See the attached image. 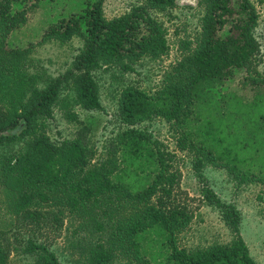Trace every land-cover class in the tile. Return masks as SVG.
Listing matches in <instances>:
<instances>
[{"label":"trees","instance_id":"trees-1","mask_svg":"<svg viewBox=\"0 0 264 264\" xmlns=\"http://www.w3.org/2000/svg\"><path fill=\"white\" fill-rule=\"evenodd\" d=\"M57 0H0V152L6 142L24 140V150L0 160V177L17 193L16 210L22 224L40 226L50 216L47 203L58 202L73 212H86L93 203L112 194L118 199L143 202V216L131 223L134 234L156 232L162 242L158 264H256L240 232L241 216L235 205L222 202L211 193V203L221 206L226 222L235 232L227 244L187 250L176 243L175 229L187 225L191 216L172 198L176 172L174 154L136 123L162 117L173 121L192 137L190 127L195 110L196 90L202 82L227 78L238 68L254 69L260 54L255 34L258 12L252 0H201L204 13L197 45L177 62L166 82L154 93L130 85L122 90L119 115L126 124L113 147L102 157L90 147V128L79 115L67 110V117L81 127L73 139L54 141L45 128L59 103L68 109L70 101L85 110L102 109L98 83L93 72L103 66L119 65L133 71L144 57L157 59L169 53L168 28L177 0H137L129 11L107 18L105 0H75L74 6L51 11L42 29H31L37 37L28 42L11 39L23 31L39 9L48 10ZM28 30V28H26ZM80 35L83 47L70 67L40 86V76L31 72L29 54L37 44L50 39L69 41ZM189 42L185 43V48ZM67 91H72L68 96ZM264 102L262 103V105ZM256 121L264 112L254 115ZM254 139L244 141L247 155L237 156L230 144L225 165L242 178L264 186V155L250 154ZM187 145L179 140V147ZM264 149V147H263ZM234 171V172H235ZM61 212L53 213L59 222ZM29 227V231L33 229ZM96 227L103 229L98 222ZM122 230L126 226L120 227ZM0 264H9L11 248L1 238ZM25 252L36 255L37 264H62L45 241L34 233L24 239ZM114 257L104 243L93 252L94 264H107ZM148 264H154L150 262Z\"/></svg>","mask_w":264,"mask_h":264},{"label":"rangeland","instance_id":"rangeland-1","mask_svg":"<svg viewBox=\"0 0 264 264\" xmlns=\"http://www.w3.org/2000/svg\"><path fill=\"white\" fill-rule=\"evenodd\" d=\"M258 12L255 34L261 48L254 69L238 68L227 78L205 80L196 90V103L190 123L193 135L185 137L183 129L173 121L154 117L135 128L144 130L153 140L160 141L174 154L172 170L176 172L172 198L191 216L185 226L176 227L175 239L180 247L196 250L214 244H227L235 232L225 220L223 209L211 203L207 196L213 193L222 202L235 205L239 210L240 232L256 264H264V186L244 179L231 166L225 165V152L230 144L237 156L247 155L244 141L254 139L255 151L264 155V118L256 121L254 115L264 112V0H252ZM75 0H57L48 10L39 9L25 30L15 32L11 39L28 42L37 37L31 29H42L40 21L49 19L51 11L74 6ZM137 3V0H105L107 18L119 16ZM63 8V9H64ZM51 10V11H50ZM44 17L37 18L38 14ZM204 7L201 0H177V7L168 28L169 53L152 59L144 57L133 71H124L119 65L103 66L93 72L98 83L102 109L85 110L69 100L68 109L57 103L52 117L46 120L47 134L56 142L73 139L81 127L67 117V110L75 111L90 128L88 139L96 158L112 148L122 128L126 127L119 115L122 90L130 85L149 93L157 91L167 80L174 65L196 47L202 29ZM189 42L185 48V43ZM83 47L80 35L69 41L50 39L37 44L29 54V70L37 73L40 86L45 81L64 73ZM68 96L72 91H67ZM179 140L186 143L179 147ZM117 141V140H116ZM24 140L6 142L0 160L24 150ZM235 171V172H234ZM112 194L102 202L93 203L86 212H73L68 207L51 202L42 208L50 216L38 226L22 224L16 210L17 193L9 190L0 177V231L9 244V264H37L36 255L25 252L23 243L29 233L45 241L62 264H94L93 252L99 243L114 253L107 264L160 263L161 237L156 232L132 231L131 223L143 216L146 204L131 199H118ZM61 212L60 221L51 216ZM98 222L103 229L96 227ZM33 229L29 231V227ZM126 226L122 230L120 227Z\"/></svg>","mask_w":264,"mask_h":264}]
</instances>
